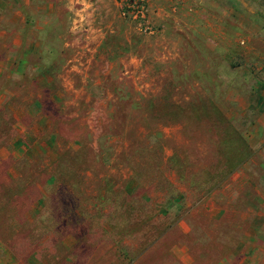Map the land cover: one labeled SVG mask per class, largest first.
Masks as SVG:
<instances>
[{
  "label": "rangeland",
  "instance_id": "rangeland-1",
  "mask_svg": "<svg viewBox=\"0 0 264 264\" xmlns=\"http://www.w3.org/2000/svg\"><path fill=\"white\" fill-rule=\"evenodd\" d=\"M261 1L0 0V264H264Z\"/></svg>",
  "mask_w": 264,
  "mask_h": 264
},
{
  "label": "crops",
  "instance_id": "crops-1",
  "mask_svg": "<svg viewBox=\"0 0 264 264\" xmlns=\"http://www.w3.org/2000/svg\"><path fill=\"white\" fill-rule=\"evenodd\" d=\"M197 1V0H196ZM213 10L217 16L218 23L224 20H232L237 25L242 23H248L249 27L255 28L256 19L258 18V11L252 9V5L255 7L260 6L261 0H198ZM260 1V2H259ZM216 17V16H215ZM211 23H213L211 21Z\"/></svg>",
  "mask_w": 264,
  "mask_h": 264
}]
</instances>
